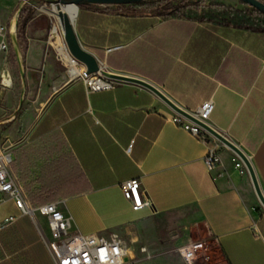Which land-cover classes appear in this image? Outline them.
I'll list each match as a JSON object with an SVG mask.
<instances>
[{
  "label": "crops",
  "instance_id": "obj_1",
  "mask_svg": "<svg viewBox=\"0 0 264 264\" xmlns=\"http://www.w3.org/2000/svg\"><path fill=\"white\" fill-rule=\"evenodd\" d=\"M116 6H80L74 27L82 46L107 71L148 81L185 111L211 99L210 125L248 155L264 194V32ZM43 68L54 77L52 90L32 121L17 123L15 112L7 117L0 108V145L12 153V171L32 206L20 166L30 189L44 185L37 177H60L47 185L61 192L52 202L71 218L70 233L124 239L145 218L186 211L212 237L219 264H264V206L233 150L221 145L222 164L209 171L207 146L170 120L176 111L150 88L119 80L90 92L61 63L47 59ZM136 177L146 202L140 210L121 188ZM3 200L9 208L0 215V264H56L36 223L50 238L47 218Z\"/></svg>",
  "mask_w": 264,
  "mask_h": 264
},
{
  "label": "rangeland",
  "instance_id": "obj_2",
  "mask_svg": "<svg viewBox=\"0 0 264 264\" xmlns=\"http://www.w3.org/2000/svg\"><path fill=\"white\" fill-rule=\"evenodd\" d=\"M199 1L246 7L245 4H240L239 0ZM54 5L56 4L50 0H35L32 4L19 0H0V20L8 22L9 27L16 24L15 35L11 36L8 32V48L0 54V108L7 112V117L15 112L17 123H20L24 116L28 117V121H32L48 101L46 91L52 88L54 77L43 72L44 62L47 59L57 61L67 72L49 42L51 21L56 18L48 11L40 9L41 6L54 8ZM30 49L34 53L33 66L27 61ZM40 57L42 58L39 59ZM3 74L12 78L11 86L2 84ZM8 208V202H1L0 215ZM126 234L124 240L135 264H187L181 249L198 241H203L206 249L199 251L195 264L220 262L212 237L203 236L202 230L190 223L186 211L155 214L137 223L133 230Z\"/></svg>",
  "mask_w": 264,
  "mask_h": 264
},
{
  "label": "built area",
  "instance_id": "obj_3",
  "mask_svg": "<svg viewBox=\"0 0 264 264\" xmlns=\"http://www.w3.org/2000/svg\"><path fill=\"white\" fill-rule=\"evenodd\" d=\"M19 1L32 4L35 0ZM11 28L12 25L9 27L8 22L0 20V54L8 48L7 36L8 32L11 34ZM49 42L55 48L57 58L66 67L69 79L82 80L88 91L109 90L118 84L119 80L106 76L101 70L88 73L86 66L69 52L63 30L58 26L57 19L51 21ZM62 45L69 53L72 65L66 64L63 61L62 54L58 51V47ZM2 84L11 86L12 78L3 74ZM213 109L214 103L209 99L204 101L197 111L189 113L200 122L215 129L209 123ZM170 120L207 146V152L203 160L209 171L215 170L222 164L220 146L225 144L218 140L207 128L178 112ZM236 156V168L241 172L249 173L244 161L239 155L236 154ZM12 162V153L6 147L0 145V204L4 197H9L15 201L21 213L31 215L34 218L37 217V214H40L47 218L50 238L45 234L39 222L36 223L56 264H135L125 240L119 235L113 234L110 237H105L96 233H70L71 218L64 215L56 202H48L34 208L29 203L23 188L12 171ZM121 188L125 198L130 201L134 210H140L144 207L146 202L142 196L140 178L136 177L124 181ZM202 249H206L203 241L193 242L185 245L181 249V254L187 264H195L198 253Z\"/></svg>",
  "mask_w": 264,
  "mask_h": 264
},
{
  "label": "trees",
  "instance_id": "obj_4",
  "mask_svg": "<svg viewBox=\"0 0 264 264\" xmlns=\"http://www.w3.org/2000/svg\"><path fill=\"white\" fill-rule=\"evenodd\" d=\"M239 2L244 4L241 1ZM116 9L133 15L148 13L163 19H189L264 32V14L249 5H246L245 8H239L220 2L206 3L199 0H180L176 2L174 0H148L131 5H117ZM15 170L18 171L19 178L26 189V194L34 207L52 202L61 194L58 186L47 185V183H51L52 177H37L35 180H42L44 185L41 188L30 189L29 184L25 181V175L20 171L22 167L20 166ZM53 178V181L60 180V177ZM78 178L80 182L84 178L81 172Z\"/></svg>",
  "mask_w": 264,
  "mask_h": 264
},
{
  "label": "water",
  "instance_id": "obj_5",
  "mask_svg": "<svg viewBox=\"0 0 264 264\" xmlns=\"http://www.w3.org/2000/svg\"><path fill=\"white\" fill-rule=\"evenodd\" d=\"M56 6L58 7L59 11L58 13H54L57 15L59 22L61 24V27L63 29L64 33V39L66 42V45L68 47L69 52L81 63H83L86 68L88 73H93L101 70L106 76L110 78H114L117 80H124V81H130V82H136L141 85H144L151 90H153L161 99H163L169 106H171L176 112L192 119L193 121L199 123L203 127L207 128L218 140H220L222 143H224L227 147H229L231 150H233L237 155L240 156V158L244 161L246 164L249 174L251 176L253 185L255 187L256 193L264 206V194L261 191V188L259 186L254 168L252 166V163L246 155V153L237 145L235 144L232 140H230L228 137H226L224 134H222L220 131H217L215 129L210 128L206 124L200 122L197 120L195 117H193L188 111H185L181 109L178 105H176L171 99H169L160 89H158L156 86L153 84L149 83L148 81H145L143 79L129 76V75H122L119 73H114L105 70L101 62L97 59V57L88 51L86 48L82 46L80 43L78 36L75 31L74 27V22L68 15V13H65L64 11L61 10V6H66V5H74L77 7L79 10L80 6H90V5H104V6H110V5H131V4H136V3H142L144 1L148 0H50ZM243 2L246 5H249L260 12L264 14V0H239ZM49 10H52V8H48Z\"/></svg>",
  "mask_w": 264,
  "mask_h": 264
},
{
  "label": "bare ground",
  "instance_id": "obj_6",
  "mask_svg": "<svg viewBox=\"0 0 264 264\" xmlns=\"http://www.w3.org/2000/svg\"><path fill=\"white\" fill-rule=\"evenodd\" d=\"M43 10H46L48 11V13L50 15H53L55 16V18L57 19V24L58 26L62 29L61 27V24L59 22V19L57 17V15H55L54 13H58L59 9L56 5H54V8H52V10H49L47 7H41ZM61 10L64 11L65 13H68V15L70 16V18L72 19L73 22H75V17L77 15V12H78V9L76 6L74 5H66V6H61ZM52 11H54V13H52ZM63 30V29H62ZM58 51L60 54H62V57H63V61L66 63V64H73L71 59H70V55L69 53L67 52V50L65 49V47L62 45L60 47H58Z\"/></svg>",
  "mask_w": 264,
  "mask_h": 264
}]
</instances>
